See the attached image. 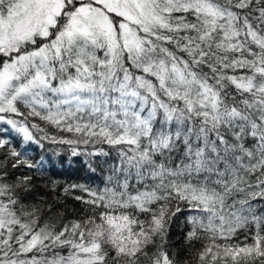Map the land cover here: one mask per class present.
I'll return each mask as SVG.
<instances>
[{
  "label": "snow or ice",
  "instance_id": "1",
  "mask_svg": "<svg viewBox=\"0 0 264 264\" xmlns=\"http://www.w3.org/2000/svg\"><path fill=\"white\" fill-rule=\"evenodd\" d=\"M0 125L119 159L102 191L65 188L90 215L41 224L9 167L47 161L0 135V264H264V0H0Z\"/></svg>",
  "mask_w": 264,
  "mask_h": 264
},
{
  "label": "trees",
  "instance_id": "2",
  "mask_svg": "<svg viewBox=\"0 0 264 264\" xmlns=\"http://www.w3.org/2000/svg\"><path fill=\"white\" fill-rule=\"evenodd\" d=\"M22 111H27L20 106ZM30 121H35L44 128V132H36L34 134L39 136L47 133L49 136L71 138L72 133L60 131L53 125H50L44 121H40L38 118L29 117ZM0 127L8 128V133L0 135L10 136L13 144L20 151H27L29 158L33 161L39 160L43 156L47 163H45L43 169L37 171L36 169L23 168L20 170H12L9 167V171L15 174H28L33 173L32 183L34 189L30 194L29 203L35 204L38 207L44 209V215L41 218V224L53 213L48 212V205H52L53 212L61 214V219L64 222H70L73 220L82 219L85 215H90L91 205H86L82 201L76 200L75 196H83L87 199V194L80 189H69V193L65 194V188L72 184H83L93 190L102 191L108 184V176L112 174V167L119 164L117 152L114 148L107 144L96 145V148H103L105 151L111 153L108 157L97 156L85 158L83 155L73 156L71 153V147L65 144H52L47 140L42 141L44 148L41 149L38 145L31 142H24L20 135L12 132L8 125H0ZM23 144V148L21 145ZM84 145L79 146V150L83 151ZM7 146L4 149H0V160L4 159L7 154ZM88 150H92L91 146H88ZM13 158L8 157L9 165ZM87 160L94 161L93 171L88 164ZM106 161V163H105ZM253 203H256L255 201ZM260 206H264V201L259 202ZM259 210V206L258 209ZM186 213L185 215H179L175 219V222L171 229V240L177 246L183 243V230L186 227ZM199 247V244H197ZM56 252L66 255V248H57ZM33 254L43 259L39 253H28L27 256L31 257ZM47 257L52 256V252L45 254Z\"/></svg>",
  "mask_w": 264,
  "mask_h": 264
},
{
  "label": "rangeland",
  "instance_id": "3",
  "mask_svg": "<svg viewBox=\"0 0 264 264\" xmlns=\"http://www.w3.org/2000/svg\"><path fill=\"white\" fill-rule=\"evenodd\" d=\"M9 127V126H8ZM10 128V127H9ZM21 137V136H20ZM22 138V137H21Z\"/></svg>",
  "mask_w": 264,
  "mask_h": 264
}]
</instances>
